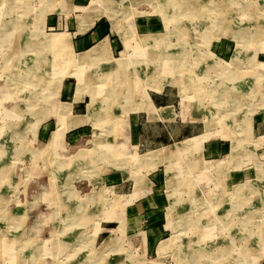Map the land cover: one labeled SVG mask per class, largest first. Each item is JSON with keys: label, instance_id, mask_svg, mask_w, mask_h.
Returning <instances> with one entry per match:
<instances>
[{"label": "rangeland", "instance_id": "374dc122", "mask_svg": "<svg viewBox=\"0 0 264 264\" xmlns=\"http://www.w3.org/2000/svg\"><path fill=\"white\" fill-rule=\"evenodd\" d=\"M99 18L92 56L73 31ZM135 202L158 209L145 238L123 225ZM0 264H264V0H0Z\"/></svg>", "mask_w": 264, "mask_h": 264}, {"label": "crops", "instance_id": "0c3cea01", "mask_svg": "<svg viewBox=\"0 0 264 264\" xmlns=\"http://www.w3.org/2000/svg\"><path fill=\"white\" fill-rule=\"evenodd\" d=\"M74 2L77 3V4H82L83 0H74ZM87 5H88V3H87ZM87 5L81 6V7H86ZM78 6H80V5H78ZM88 11H89L88 12L89 14H91L92 12H95V10L93 11V9L92 10H88ZM77 28H78V23L76 24L75 31H73V33L74 34H78V38H79L78 42H80L84 46H88V48L86 50L92 48L94 45H97L98 43H100L102 41H107L108 45H109V49H110V47H111V42H110L111 39H110V27L108 25V22L100 21V18H99V19H95L92 22V24L89 26V28L86 29L84 32H78ZM86 50H84V51H86ZM121 53H122V51H121ZM109 56H110V52H109ZM75 85H76L75 80H74L73 84L71 85L69 82L63 81V79H62V82H61V84L59 85V87L57 89V94L59 93L60 86H61L62 87V93H61L62 98L63 99H67L69 97V99H70V101H68V103H70V105H71L70 113L72 114V116L82 117V116H84V114L86 112V102L88 101L89 98H88L87 95H85L83 99L73 101L74 97H75L74 96ZM57 94H55L54 97L52 98L53 105L57 106L59 103H63V102L67 103L66 101H58L57 102L55 100V96ZM86 98H88V99L85 100ZM150 99H151V102L153 103V105L156 108H166V109H164V112H163L165 114L160 113V112L159 113L155 112L156 113L155 115L157 116L156 118H159V119L161 118L162 119L161 121H163V122L164 121L168 122V123L169 122H174L173 119L172 120L168 119V118H171V116L174 114L173 113L174 112L173 111L174 110V103L170 102V98H169L168 92L166 90L163 89L160 92H153L152 96H150ZM53 100H55V102H53ZM172 101H174V100H172ZM131 113L132 114L130 116L128 115L126 126L128 124L127 129L130 127L131 131L134 132L135 135L137 136L138 135V131L142 130V123L138 119L139 118L138 111H132ZM152 115L153 114H151V116ZM144 117H145V122H146L147 113L144 115ZM56 119H57V127H58L60 121H59V118L57 116H56ZM159 119H158V121H160ZM84 124H89V123L78 124L77 126H74V127H78V126L84 125ZM57 127H56V129H57ZM74 127H71V128H68V129L71 130V129H74ZM199 136H201V135H199ZM51 137H52V135H51ZM51 137H50V139H51ZM202 137H203V135H202ZM168 138L171 139L170 136H168ZM190 138H197V137L196 136H191ZM50 139H49V141H50ZM165 140L168 141L167 138H165ZM58 147L60 149L63 147V143L61 141L59 142ZM210 148H211L210 149V151H211L210 153L211 154H217V153H219L220 151L223 150V149H221V148H219V147H217L215 145H211ZM212 149H213V151H212ZM76 152H74V153H76ZM71 155L72 154H69V155H65L64 154L61 157H68V156H71ZM132 191H133V189L130 190V193ZM130 193L127 194V195L130 196L131 195ZM138 197H140V196H138ZM154 208H155V205H153V204L149 205V206H146L145 203L143 204V202H141V203L135 202L133 205H131L130 207L125 209L126 216H124V215L122 216L121 215V217L124 219V223H123L124 227H126V229H130L131 227H134L135 230L138 231L136 234L140 235L141 238H143V237L145 238V233H147L149 230H154L155 229V227H151V228H149V230H145L146 232L143 230V229H146L145 227L147 225L151 226V224H154L156 222L155 219L157 218L158 215H155L156 212H154V211H158V209H154ZM112 215H114V219L113 220H111V219L102 220L100 222H96L95 221V223H94L95 225L90 223V225L88 226L89 229H87L86 232H90L91 234L94 233L93 235H94V239H95V236H96L95 233L98 232V234L100 235L103 232H107V231H110L113 228H116V226L110 227V225L106 224V221H108L109 223L116 222V221L118 222L119 221V220H117L118 219L117 218V213L111 214L110 218L112 217ZM132 223L135 224V225H133ZM111 224H113V223H111ZM84 231H85V229H84ZM123 232L124 231L116 232L117 234L114 233V236L120 237ZM94 239H93V241H94ZM81 241H82V243H84V236H83V238L80 237V238H77V240H75L74 236L73 235L71 236L69 234V235L66 236L65 245H68L69 247H74L72 242L77 244V242L81 243ZM144 246L146 247L147 244L144 243Z\"/></svg>", "mask_w": 264, "mask_h": 264}, {"label": "bare ground", "instance_id": "6f19581e", "mask_svg": "<svg viewBox=\"0 0 264 264\" xmlns=\"http://www.w3.org/2000/svg\"><path fill=\"white\" fill-rule=\"evenodd\" d=\"M185 1V0H184ZM187 2V1H186ZM256 2V1H255ZM249 8V7H248ZM180 12V11H179ZM228 22V21H227ZM90 23V22H89ZM176 25V24H175ZM220 25V24H219ZM219 25H218V27H219ZM88 26H89V24H88ZM217 31V30H216ZM216 33V32H215ZM141 37V36H140ZM142 40V39H141ZM104 42V41H103ZM101 43V42H100ZM105 44L104 43H101L100 45H98V46H96L95 48H93V51H91V53H90V55H96V52H98L99 50H101V49H103L104 50V46ZM133 50V49H132ZM123 61V60H122ZM81 62H83V61H81ZM118 66L119 65H121V63L120 62H117L116 63ZM235 64V63H234ZM232 65V64H231ZM236 66V65H235ZM177 67V66H176ZM59 68H61V67H59ZM235 68V67H234ZM98 71V70H97ZM36 73V72H35ZM42 75V74H41ZM102 77H104V75L102 76ZM162 78V77H161ZM164 78V77H163ZM110 79V78H109ZM108 79V80H109ZM122 82V81H121ZM120 82V83H121ZM255 82V81H254ZM119 83V84H120ZM253 83V82H252ZM259 83V82H258ZM261 83V82H260ZM81 84V83H80ZM126 84V83H125ZM124 85V84H123ZM122 86V85H121ZM120 86V87H121ZM253 86V85H252ZM259 86V85H258ZM255 88V87H254ZM126 92V91H125ZM259 92V91H258ZM123 95V94H122ZM117 96V95H116ZM120 98V97H119ZM223 102V101H222ZM163 149V148H162ZM85 155L86 154H82V153H79L76 157L75 156H73L72 157V159H70L69 160V162H78L79 160H81V158L82 159H84L83 157H85ZM159 155H160V153H159ZM117 157V156H116ZM74 158V159H73ZM121 158V157H120ZM62 162V161H61ZM80 162V161H79ZM196 162V161H195ZM197 163V162H196ZM62 164V163H61ZM84 164V163H83ZM82 165V164H81ZM199 165V164H198ZM225 164L224 163H219L215 168H217V169H220L221 167H225L224 166ZM59 166V165H58ZM73 166V165H72ZM80 165H78L77 166V168L79 167ZM227 166V165H226ZM61 167V166H60ZM70 167V166H69ZM70 171V170H69ZM220 171H217V173H219ZM71 175V174H70ZM177 178V177H176ZM227 180V179H226ZM227 183V182H226ZM237 183V182H236ZM239 184V183H238ZM244 184V183H243ZM190 185V184H189ZM251 186V185H250ZM242 188H244V187H242ZM241 188V189H242ZM250 190V189H249ZM242 191H243V189H242ZM242 193V192H241ZM237 194V193H236ZM237 196V195H236ZM239 199V198H238ZM243 199V198H242ZM241 199V201H239V200H237V203H235L236 205H235V208L236 209H239V208H243L244 206H245V203H246V201H245V199H247V198H244L243 200ZM72 200V199H71ZM80 200V199H79ZM94 200V199H93ZM248 200V199H247ZM252 200V199H251ZM82 201H83V199H82ZM255 203H257L256 201H254ZM234 203V202H233ZM248 203V202H247ZM82 204V203H81ZM79 206V205H78ZM80 207H81V205H80ZM221 207V206H220ZM173 208V207H172ZM246 208V207H245ZM248 209V208H247ZM84 210V209H83ZM235 210V209H234ZM188 212V211H187ZM235 212V211H234ZM79 213V212H78ZM82 213V212H81ZM189 213V212H188ZM77 214V213H76ZM80 214V213H79ZM228 215V214H227ZM228 217V216H227ZM237 217V216H236ZM209 218H210V216L207 214L205 217H203V219L204 220H209ZM230 218V217H229ZM248 218V217H247ZM200 219V218H199ZM199 219H196L197 220V223L195 224V225H201L200 224V222H198V220ZM76 221V220H75ZM204 226V225H203ZM192 227V226H191ZM191 231V234L190 235H194V237L195 238H197L198 237V233H199V231H200V229L197 231V230H195V231H192V230H190ZM202 231V230H201ZM201 233V232H200ZM259 235V234H258ZM191 242H193L192 240L190 241H188V242H185L184 244H182V247H181V251L183 252V248L185 249V251L184 252H187V250H189V248H190V244L189 243H191ZM198 243V242H197ZM203 246V245H202ZM8 247V246H7ZM198 251H200V250H198ZM201 253V252H200ZM194 254V253H193ZM192 254V255H193ZM202 257H203V254H202ZM191 258V257H190ZM198 259H199V257H198ZM202 259V258H201ZM35 260V259H34Z\"/></svg>", "mask_w": 264, "mask_h": 264}]
</instances>
